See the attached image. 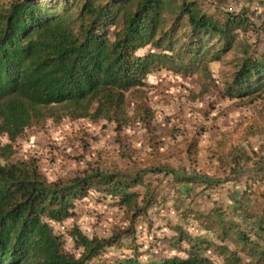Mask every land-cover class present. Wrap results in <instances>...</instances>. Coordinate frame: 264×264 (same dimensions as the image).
I'll use <instances>...</instances> for the list:
<instances>
[{
  "label": "trees",
  "instance_id": "obj_1",
  "mask_svg": "<svg viewBox=\"0 0 264 264\" xmlns=\"http://www.w3.org/2000/svg\"><path fill=\"white\" fill-rule=\"evenodd\" d=\"M219 2L209 13L201 0H0V264H264L263 234L217 202L175 204L181 219L172 235L158 239L162 227L149 211L160 195L144 175L170 176L187 198L196 186L204 192L218 186L195 168L122 173L105 168L107 156L97 147L88 152L81 138L74 147L81 153L68 155L75 170L52 178L59 148L36 150L50 119L82 124L86 134L101 123L118 135L126 131L131 92L136 122L148 127L153 112L140 93L150 75L211 78L209 64L230 53L224 95L261 98L264 11L255 16ZM247 159L242 152L233 157ZM137 187L145 189L142 196ZM93 198L117 212L97 214L92 220L103 232L88 235L75 219Z\"/></svg>",
  "mask_w": 264,
  "mask_h": 264
},
{
  "label": "rangeland",
  "instance_id": "obj_2",
  "mask_svg": "<svg viewBox=\"0 0 264 264\" xmlns=\"http://www.w3.org/2000/svg\"><path fill=\"white\" fill-rule=\"evenodd\" d=\"M201 2L203 9L209 13H214L213 5L220 4L219 0H201ZM224 3L235 9L244 6L255 16L264 11L259 0H224ZM145 52L146 50H141L139 54ZM233 59L234 54L230 53L222 61L210 63L208 67L211 78H205L200 73L194 74L188 80L177 78L167 72L150 75L147 78V86L140 93L143 101L153 112L148 127L136 122L134 103L137 93L135 92L128 94V111L132 123L119 135L112 131L111 126H103L104 123L91 125L87 135L82 124H70L68 120L57 124L52 119L48 120L46 122L48 134L40 138V145L36 150H45L47 154L49 147L59 148L54 152L57 163L55 167L53 165V168L49 169V176L52 178L63 176L75 170L77 163H73L68 155L72 157L81 153L74 147L81 138H84L89 145L88 152L97 147L101 149L104 157L107 156L105 168L110 167L122 173L168 166L186 172L195 168L198 173L212 172V176L220 175L221 178L224 174L223 160L231 152L234 154L241 152L244 140L250 137L247 134L248 128H264L261 119L264 117V93L255 101L224 95L223 84L226 76L233 71L232 66L229 65ZM258 135L263 136L264 129ZM23 147L28 149L29 145L23 143ZM214 159L220 161V165L215 169L209 167L207 163L208 160L212 162ZM44 164L46 161H43ZM144 180L146 185L155 188L156 194L160 195L157 207L149 211L155 227H162L157 230L158 239L161 235H172L171 225L177 221V217L181 219V213L175 210V204L183 208L194 201L197 208H204L211 206L216 197V202L219 201V205L225 206L231 213L227 208L224 194L218 197L213 194L212 189L207 191L210 193L208 196L207 192L202 190L203 187L196 186L194 192L187 195L190 198H187L178 193V183L170 180V176L147 173L144 175ZM135 191L141 196L145 193L142 187L135 188ZM116 212V208L104 205L93 198L80 208L79 216L75 221L86 234L91 235L94 232L100 234L103 230L98 229L93 223L96 215L104 214V217H109ZM72 222L74 221H68L66 225ZM139 231L143 236L146 235L145 228H139Z\"/></svg>",
  "mask_w": 264,
  "mask_h": 264
},
{
  "label": "crops",
  "instance_id": "obj_3",
  "mask_svg": "<svg viewBox=\"0 0 264 264\" xmlns=\"http://www.w3.org/2000/svg\"><path fill=\"white\" fill-rule=\"evenodd\" d=\"M233 131L232 129L231 132ZM244 141L240 151L247 156V160L234 161L233 157L239 153L231 152L223 160L224 174L221 178L220 175L212 176L211 171L206 175L220 181L212 192L218 197L224 194L231 215L235 216L236 220L245 221L253 234L262 233L264 237V231L260 230V222H264V135L256 134ZM207 163L214 169L220 165L219 160L218 162L208 160ZM207 195L210 196V193L207 192ZM214 199L213 202H216V197ZM262 226L264 227V224Z\"/></svg>",
  "mask_w": 264,
  "mask_h": 264
}]
</instances>
